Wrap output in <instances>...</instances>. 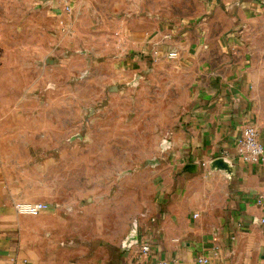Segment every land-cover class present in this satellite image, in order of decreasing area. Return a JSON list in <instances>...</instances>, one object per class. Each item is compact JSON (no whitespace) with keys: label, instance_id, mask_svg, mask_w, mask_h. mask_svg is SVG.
Listing matches in <instances>:
<instances>
[{"label":"crops","instance_id":"crops-1","mask_svg":"<svg viewBox=\"0 0 264 264\" xmlns=\"http://www.w3.org/2000/svg\"><path fill=\"white\" fill-rule=\"evenodd\" d=\"M62 1L45 0L57 19L66 16ZM256 1L263 0L239 2L236 13L254 10ZM72 5L73 12L81 8L80 0ZM236 29L242 31L238 26L215 39L206 54L194 41L189 49L172 43L133 57H167L163 53L177 47L191 79L174 120L161 130L169 149L156 152L161 164L150 170L138 221L131 173L125 183L104 186L101 154L7 150L0 136V264H264V158L245 163L234 151L246 124L257 127L264 146L249 83L255 56ZM218 157L228 170L211 165ZM17 201L46 207L18 214ZM142 244L149 252L140 257Z\"/></svg>","mask_w":264,"mask_h":264},{"label":"rangeland","instance_id":"rangeland-1","mask_svg":"<svg viewBox=\"0 0 264 264\" xmlns=\"http://www.w3.org/2000/svg\"><path fill=\"white\" fill-rule=\"evenodd\" d=\"M244 1L80 0V10L64 17L71 26L63 31L45 0H0L4 148L101 154L104 186L114 179L125 183L131 173L138 221L141 202L150 192V170L161 164L156 152L169 149L161 130L174 120L191 79L177 47L163 53L175 51V57L132 59L139 51L147 55L149 49L172 43L189 49L194 41L206 54L215 39L240 26L238 41L247 42L255 56L250 57L249 83L256 123L263 131L264 0L238 15ZM88 170L89 180L93 175Z\"/></svg>","mask_w":264,"mask_h":264},{"label":"built area","instance_id":"built-area-1","mask_svg":"<svg viewBox=\"0 0 264 264\" xmlns=\"http://www.w3.org/2000/svg\"><path fill=\"white\" fill-rule=\"evenodd\" d=\"M72 4L70 0L62 1L59 11L65 15L73 11ZM60 28L63 31H68L69 26L64 19H59ZM168 57H175V51L167 52ZM235 156L245 163H259L264 158V146L259 139L257 127L254 124L244 125L239 135L236 137L234 142ZM46 205L40 202H26L17 201L14 203L15 211L18 214H30L35 215L40 211L45 209ZM149 252V247L146 244H142L139 248L138 254L147 255ZM198 261L206 262L204 257H199ZM157 264H167L166 262H157Z\"/></svg>","mask_w":264,"mask_h":264},{"label":"water","instance_id":"water-1","mask_svg":"<svg viewBox=\"0 0 264 264\" xmlns=\"http://www.w3.org/2000/svg\"><path fill=\"white\" fill-rule=\"evenodd\" d=\"M211 165L215 168H219L223 170H228L230 167L229 163L224 158L221 157L215 158L212 161ZM133 239L135 240L136 236H134ZM129 240H132V238H130Z\"/></svg>","mask_w":264,"mask_h":264}]
</instances>
